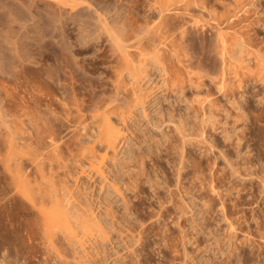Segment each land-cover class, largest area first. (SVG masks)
Here are the masks:
<instances>
[{
    "label": "bare ground",
    "instance_id": "bare-ground-1",
    "mask_svg": "<svg viewBox=\"0 0 264 264\" xmlns=\"http://www.w3.org/2000/svg\"><path fill=\"white\" fill-rule=\"evenodd\" d=\"M94 1L0 0V264H92L86 259V257H78L75 249V255L71 252L73 254L70 256L66 249V243L68 244L67 247H72L73 241L71 240L74 238L82 246V238L88 235L86 232H91L92 234L89 235L94 236L99 229L103 230V228H101L103 225H98L101 224V221L99 220V222L97 220L96 215L92 216L93 211L90 212V214H87L86 212H88V210H85V208H82L84 210L79 211L76 207L75 209L73 207L71 208L72 205L68 207L70 201L68 202V199H65L63 202L62 200V198L67 197L63 194L59 197V192L54 189L56 193H58L56 195L53 188H51L54 187L53 184L55 182L52 183L54 180H51V177H54L50 176L53 174L49 171V148L51 146L57 148L58 140V135H54V130L50 129H52L51 126L54 127L55 125H60L62 122L60 119L64 117V114H61L63 117H57L59 120L55 116L51 119L49 118V114L51 115V113H49L51 109L49 108H52L49 107V95H53L56 91L54 84H57L58 81L60 82V74L63 76L62 72H64V75L66 72L67 75L65 76H67V78L69 77L71 80L73 78L75 79L77 76H75V66L78 70L80 69L79 67L82 69L86 68L83 64L79 66V62L71 63L72 61L68 59V57L69 55L72 57L71 53L73 52L70 51L71 49L69 48L77 45L81 48L80 46L85 45L88 41L87 39L90 37L91 40H95L105 34L107 40L110 42L109 44H111L109 46L110 51L108 50L110 53L109 56L113 54L115 55L116 53L118 57L115 64L109 66L116 74V78L122 77L125 79V75H127L131 80L136 81L139 75L146 71V66L148 65L146 60L149 59L150 62L159 65L158 67L163 75H170L173 83H178L180 89H183V82L188 83V87L192 88V95H189V97H187V95L178 96L184 99L182 101L187 102L188 106H190L188 108H190L191 112L195 114V117L198 115L201 117V120H195V124L194 126L192 125V128L190 126L188 128L186 127L188 125H186L187 113H185L186 115L181 114L177 117L176 122L174 119L175 113H172L173 115L169 114L168 121L172 122L173 119L175 122H173L174 129L178 134L177 143L175 144L173 142L172 135L169 140L167 139L168 145L166 147L167 150L173 154L175 152L179 153L178 157H172V163L170 162L173 166L174 175L176 176L174 179V182H176V184H174V186L176 185L175 189L170 188L172 183H170V181L164 176L159 179L156 177L152 178L148 174L146 168L143 167L145 159L148 157L147 154L135 155L134 158L121 163L123 165H118L122 168L126 167V165L131 162L132 165L129 167L135 170H133L135 173L134 176H132L133 174H126L128 176L126 189H131L134 192V198L138 197L133 208H131L136 215L135 218L138 222V229H135L137 232L133 236L135 242L138 243V248L131 250V253L134 254L131 260L134 262L130 261V264H141L140 261H138V256L147 247L145 239L149 234L156 237V243H158L159 246L170 249L172 250L171 252H173V250L175 251L177 248L175 247L176 244L173 243L174 240H177L175 237H179L180 240H182L181 243L184 251V243L189 237L185 234V225L181 222L179 223L178 220L184 214L190 213V216L187 219V221H190V227L194 224L196 227V223L194 220L193 209L194 194L192 193L194 179L192 177V180L189 182L190 185L184 187L182 183L183 170L188 167L187 164L191 161L192 163L190 164L194 166L193 173L196 175L197 167L195 166L201 164V160H204L211 166L215 165L216 162V155H208V152L212 147H216L217 145L212 143V139L208 140L212 136H207V131L206 134L204 133V128L206 127L204 124L208 123L209 126L214 127V131L219 129V131H217L221 134L220 136H222L224 146L231 147L233 149L232 151L235 152L234 154H236L237 157L239 155L238 148L245 134L244 129L242 128L245 125V113L242 110L235 112L236 114L234 116L231 115L233 118L235 117L233 123L236 121L238 122V120H240V122L243 121V123H241L242 126L240 125V129H237V125L233 124L232 126L226 121L222 122L221 120H216L218 118V116H215L216 113H214L215 115L213 113L208 114L205 111V108L209 103L212 106H215L216 104L212 103H217L218 100L213 99L215 96L209 95V92H206L207 94L205 93V98L203 95V97L198 95L200 88L207 87L204 82H201V78L203 75L209 76V72L204 69L211 63L209 62L210 54H208V56L203 55L202 48L201 52H199L197 49V43H202L208 38L213 39V50L218 59H214L212 69L213 71L221 69V72L215 77L216 80H218L216 84H220V86L215 84V89L216 92H221L223 94L221 95L223 98L227 99V101L228 99H234L235 103H238L234 91L233 94L231 93L232 96H229L226 95L225 87L221 88V85L227 86V83H229V85H235V88H238V90L241 89L238 93L239 96L244 93L246 94V87L251 85L252 87L250 88V91L252 88L253 90L249 94L253 96L258 95L260 92L254 90L256 84H264V36L259 37V32L264 30V17H261V12L257 9L258 6L255 0H232L234 4L227 3L226 0H128L129 4L127 5L128 7L124 16L121 17L117 14L116 18L112 19V22L108 21L106 18L105 15L107 14L104 15V12L99 11L97 7H95V4H93ZM116 1L123 2L125 0ZM84 4L88 7L94 8V15L90 11L80 12L79 8H82ZM63 5H68L69 12L65 10ZM216 10L218 11L216 12ZM73 11L76 12V15L74 16L71 15ZM250 11L255 15L253 16L254 18L248 16L251 18L249 19L246 16ZM179 19L180 21H178ZM90 35H93V37ZM141 39L144 41L146 40L148 44L146 45V48L148 47L147 49L144 48L141 50ZM131 40L138 41L136 43H139V45H136L135 42L134 43L136 47H141L139 49L141 50V56H147L145 53H148L145 61H140V59L139 61L133 60L130 53L127 51V48L129 47L128 42ZM57 43L59 45H57ZM54 45L62 47L59 56L61 55V57L65 59V63L61 62L64 63L62 64L64 67L61 66L63 69L65 68V71L63 70L61 73V66L59 67V65L49 62V53H51L52 56H56V53L58 54V51L61 48L54 47ZM130 46L132 47V45ZM136 47L134 46V48ZM88 48L89 47H87V50ZM64 49L67 50L66 53H64ZM68 49L70 53L68 52ZM81 51L83 50L81 49ZM143 51L145 52L144 54H142ZM165 52H167V54L180 66L179 69L175 70V74L171 73L168 69L169 66L164 64L161 55ZM216 60H218V62H216ZM74 64L75 66H73ZM195 69H197V71H194ZM210 79L212 80L214 77H210ZM116 80L117 79L114 80L115 83L119 82V80ZM220 80H223V82L225 81L224 83L226 85ZM238 90L236 92H238ZM207 91L209 90L207 89ZM260 95L262 96L259 99L264 100V87L263 92ZM136 97L134 96V100H131L133 102L138 100V102L135 103L138 104V106L141 105L142 114L147 119L149 114L146 112V107L143 106L145 103V100L143 101V99H145L146 96L140 95L139 97V95H136ZM198 98L203 99V101ZM165 99L167 98L165 97ZM174 99L176 100V98ZM204 99L205 103H203V105L207 104L208 101L209 103L204 106H198L201 101L204 102ZM101 100L102 99H100V101L98 100L91 110L94 118L96 116L100 117L97 118V121H94L98 123V127L96 128V134L94 130L93 139L94 142L99 144L106 142L107 146H111L117 138L118 133L122 131V127L117 126L118 128H116V125L112 124L109 112L111 110L107 107V102ZM214 100L215 102H213ZM122 102L125 103L126 101ZM133 102L132 104L134 105L135 103ZM92 104L94 103L92 102ZM136 104L135 106H137ZM195 104L196 106H194ZM218 104L219 102L217 105ZM64 105L66 104L64 103ZM127 105L129 110H131L132 108L130 104ZM212 106L209 107L213 109L214 106ZM199 107L203 110L202 115H200L201 110H199ZM94 108L96 109V112L101 110V114L99 111L97 112L101 116L97 115V113L94 114ZM123 108L125 109L127 107ZM214 108H217V106ZM190 109L188 111H190ZM70 110L71 112L73 111L70 108L69 111H67L71 115ZM214 111L215 110H213V112ZM262 111H264V108H262L260 112ZM53 112L55 114L57 113L55 110ZM167 113H170V111ZM250 113L254 114L252 111H250ZM69 114H66V116ZM65 119H67L68 122V118L65 117ZM127 119L129 120L130 116H128ZM259 119L260 118H257V120ZM198 120L201 124L204 123L202 125L203 127H201V124L198 125ZM54 121L60 123L57 122L58 124H55ZM125 122L126 120H124L123 123ZM63 123L64 120L61 124L63 125ZM217 123L220 126H217ZM226 125H228V127ZM61 126L56 127V130L61 128ZM81 126L82 127H78L79 130L86 129L85 125L81 124ZM56 130L55 132H57ZM50 131L52 132L50 133ZM169 133L170 132H167L162 135L166 138L169 137ZM84 135L86 136L88 134L85 132ZM84 135H82V137ZM157 140L159 141L160 139ZM78 141L79 143L81 142L80 139ZM49 142L51 146L49 145ZM77 142L76 144H78ZM200 143L205 144L204 149L202 148L200 154L201 157H191L190 154L185 151L186 145L188 144L195 147L198 146V149L201 150L202 146ZM69 144L71 145V142H69ZM58 149L55 150V152H60ZM50 150L52 151L53 149ZM218 152L220 153L218 154L224 159L225 165L230 167L232 171L236 173L237 167L235 168V166L237 163L235 162V164L222 149ZM114 161L113 163L116 165V162L118 161ZM155 165L156 163H154V166ZM216 166L213 167V169L211 167L210 170L217 171L218 166ZM226 166L219 168L221 169V172L224 171L223 169H225ZM246 169L248 170L247 167ZM246 169H244V171ZM109 170L112 171L111 169ZM249 173V175H253L252 173L254 172L250 171ZM223 174H225V172L221 175L223 176ZM247 174L248 173H244V175ZM198 175L196 176L198 177ZM255 176L258 177L257 175ZM112 179L114 180V183L112 182V184L117 187L118 191H121L120 193L122 194L125 203L124 205L128 206L129 204L126 200V196L123 194L120 189L121 187L118 184V180L120 179ZM258 179L262 184V190H260V192H264V179L261 176L260 178L258 177ZM145 183L153 188V196H155L157 202L156 208L151 207L150 205L149 207H146L141 201L140 193L144 192L143 186ZM163 185H165L167 190L166 195H162L160 192ZM210 185H208L210 186L208 192H212L214 195L215 193L222 194V190L219 191L220 193H217L218 189H220L219 186L216 185V187H213L212 184ZM230 189L231 187L229 188V191H231ZM235 189L238 188L236 187ZM208 192L205 195L206 197ZM210 198H205L201 203V207H204L203 211L206 213L211 209V207L209 208L211 201ZM57 199H61L62 202L60 201L61 203H59ZM222 201L225 200L222 199ZM168 203H170L169 207L166 206ZM109 208L112 209L107 206V211ZM170 209L172 211H169ZM107 211H105V213H107ZM109 211L107 214H110L109 216L112 217V215H114V213H112L113 210L111 213H109ZM116 214L117 212H115L114 219L117 218ZM151 218H155V220L146 225V221ZM169 218L172 219L173 222H176V229L178 230L177 236H174L169 229ZM194 226H192V229H195ZM109 227V229H112L111 224H109ZM230 228L232 227H229V229ZM77 230L81 232L82 236H78L79 232ZM232 232L233 231L230 229L231 235L236 231ZM191 233H193L192 230L190 236ZM186 235L187 237H185ZM244 238L246 239V237ZM184 239L186 240L184 241ZM215 239L218 241V237ZM196 241L198 242V239ZM249 241L250 240H248V242ZM234 242L232 241V243H230V249L228 253H226V256L223 259L221 258V262L218 260L216 261L219 263L225 262L226 264L230 262L229 257L234 250H240L243 248V242L236 244H234ZM250 243L247 245L251 246ZM253 245L254 243L252 246ZM197 246H199V244ZM221 253L225 252L222 250ZM184 254H187V252H182L183 257L185 256ZM241 254L242 253H240V256ZM245 258L250 260L249 256L245 255ZM204 260L207 263L210 262V258H207V260L204 258ZM202 262L203 261H201V263ZM252 262L254 263V261ZM196 263H199V261ZM258 263L259 262H256V264Z\"/></svg>",
    "mask_w": 264,
    "mask_h": 264
},
{
    "label": "rangeland",
    "instance_id": "rangeland-1",
    "mask_svg": "<svg viewBox=\"0 0 264 264\" xmlns=\"http://www.w3.org/2000/svg\"><path fill=\"white\" fill-rule=\"evenodd\" d=\"M226 1L227 3L229 2L230 4H234L232 0L230 1L226 0ZM255 2L258 6L257 9L261 12V17H264V0H255ZM93 4H95V7H97L99 11L104 12L103 13L104 15L107 14L105 15L106 18L108 19V21L112 22V19L116 18L117 14H119V16L121 17L124 16L129 2L128 0H125L123 2L116 0H106V1L95 0ZM63 7L67 12H69L68 5H63ZM87 7L88 6L84 4L82 8L81 7L79 8L80 12L90 11L94 15V8L92 7L87 8ZM217 11L218 10H216V12ZM71 15L72 16L76 15V12L73 11ZM246 16L247 17L250 16L251 18H254L253 16L255 15H253L252 11H250L248 14H246ZM250 17L248 18L251 19ZM178 21H180V19ZM263 32L264 30L259 32V37L264 36ZM90 36L93 37V35ZM87 40L88 41L87 43H85V45L80 46L81 48H79L78 45L69 48L71 49L70 51L73 52L71 53L72 57L70 55L68 57V59L72 61L71 63L73 64L79 62V66L82 64L86 66V68L83 69L78 66L80 68L78 70L75 64L73 65L75 66L74 69L78 70V71L75 70L76 72L75 76L77 75L75 79L73 78L70 80L69 77L67 78V76H65L67 75V73L65 72L64 75V72H62L63 70L65 71V68L63 69L64 65H62L65 63L64 61L65 59H63L61 55L59 56V54H61L59 52L60 50L62 51V47L54 45V47L57 48L61 47L58 51V54L56 53V56H52L51 53H49V59H50L49 62L55 63L56 65H59V67L61 65L63 66V67L61 66L62 70L60 71V73L62 72L63 76L60 74L61 77L60 82L58 81L57 84H54L56 91L53 92L55 94L53 93V95H49V107L53 108V110L52 108H49L51 109L49 113H51L52 115L54 113L53 111L55 110V112H57L58 114L54 113L52 116L49 114V118L51 119L53 116L57 118L61 116V114L62 115L64 114L63 115L64 117L61 116L64 119L63 118L60 119L62 122L64 120L63 125L61 124L62 122L60 123L58 121H54L55 124L60 123V125H55L54 126L55 128L50 125L51 123L49 124L52 127V129L50 130H54L53 134L59 136V137L57 136L58 139L56 146L57 148L54 147L55 148L54 149L49 142V145L52 147L49 148V171H51L52 172L51 174H53L50 176L54 177V178L51 177V180H54L52 183L55 182L53 184L54 187L51 188L59 192L60 194L59 197L61 196V194L67 197V198H62V200L63 202L65 199H68V202L70 201L69 202L70 205L68 204V207L72 205L71 208L73 207L75 209L76 207L79 211H82L84 210L82 208H85V210H88V212H86L87 214H90V212L93 211L92 216L96 215L97 220L101 221V224L98 225L99 226L103 225L105 227L104 228L103 226H101V228H103L105 233L103 232V230L99 229V231H97L94 234V236L89 235L92 233L91 232L88 233L87 231L86 233L88 235L82 238L83 247L74 238H72L71 241H73V243L72 242L71 243L73 245L69 244L72 245V247L71 246L67 247L68 244L66 243V249L70 254V256H72L73 253H74L73 255H75V250H76L78 257L79 256H83L84 258L86 257V259H88L92 264H130V261H132L131 259L134 255L131 253V250L138 248V243H136L135 239L133 238V236L137 232V230L135 229H138V222L135 218L136 215L133 213V210L131 209L136 203L138 197L134 198V192L131 189L128 190L126 189L127 177H128L126 174L128 175L133 174L132 176H134L135 170L129 167L130 165H132L131 162H129L126 165V167H122V168L121 166L118 165L119 164L123 165L121 163H124V161L127 162V160L134 158L135 155L147 154L148 157H146L143 167L146 168L148 174L152 178L156 177L159 179L162 178V176H164L165 178H167L168 181H170V183L173 184V185L171 184L170 188L175 189L176 185L174 186V184H176V182H174V179L176 176L174 175V170L172 168L173 166L171 163H172V157L175 156L178 157L179 153L175 152L173 154L169 152L166 147L168 145V140L172 135H173L172 136L173 142L175 144L177 143L178 134L177 131L174 129L173 119L172 122L168 121L169 114L173 115L175 113L174 119L176 122L177 117H179L181 114L187 113L186 125L187 124L188 125L186 127L188 128L189 126L192 128L195 124V120L197 119L201 120V117L198 115L196 116L197 117L196 118L194 116L195 114L191 112L190 108H188L190 106H188L187 102L182 101L184 99L178 96V95H187V97H189V95H192V88L188 87V83L183 82L182 83L183 89H180V87H178L179 86L178 83L176 84L173 83L170 75H163L160 72V69L158 67L159 65H157L154 62H150L149 59L146 60L148 53H145L143 51L142 54L145 53L147 56L140 55L142 49L148 48V47L146 48V45H148L146 40L145 41L143 39L140 40V46L142 48L139 46L136 47V45H139V43H136L138 41L131 40L128 42L129 47L127 48V51L130 53L133 60L139 61L140 59V61L146 60L148 62V65L146 66V71L142 72L139 75V77L136 79V81L131 80L127 75H125V79H123L122 77L116 78V74L109 66L115 64V61L118 59V57L116 53L115 55L113 54L109 56L110 54L109 46L111 44H109L110 42L107 40L105 34L101 35L98 39L91 40L90 37ZM134 42L136 43V45ZM57 45L59 44L57 43ZM90 45L92 48L90 47ZM130 45H132V47ZM86 46L89 47L90 50L89 48L87 50ZM134 46L136 48H134ZM140 48L141 50H139ZM201 48L203 55L208 56V54H210L209 55L210 61L209 60L208 61L211 64L208 67L206 66V68L204 69L209 72V76L203 75L201 78V82H204V84L207 85V87L200 88L198 95L199 96L203 95L205 98V95L209 92V95L215 96L213 97V99L218 100L219 102L218 104L219 106L217 105L218 103L217 101H216L217 103H212V104H216L215 106H217V108H214L215 106L213 105L214 106L213 107L207 100L209 104L207 103V101L206 103L208 105L204 104L207 105L205 111L208 114L216 113V115L214 114L215 116H218L216 120L218 121L221 120L222 122L226 121L232 126L233 124L237 125L236 126L237 129H240V125L242 126L241 123H243V121L240 122V120H238V122L236 121L235 123H233L235 117L233 118L232 116L236 114L235 112H239L242 110L245 113V118H246L244 122L245 125L244 127H242L244 129L245 134L238 148L239 155L237 157L236 154H234L235 152L232 151L233 149L231 147L224 146L222 136H220L221 134L218 133L219 129H217L218 131L217 130L214 131L215 130L214 127L209 126L208 123L206 124L203 123L204 126L206 125V127L204 128V133L206 134L207 131L206 135L212 136L208 140L212 139L213 140L212 143L213 144L215 143V145L218 146V147L217 146L212 147L211 150L208 152V155L211 154L216 155L215 165L212 166L208 165V163H206L204 160H201L202 161L200 162L201 164L195 166L197 167L196 175L199 174L197 177L193 173L194 166L190 164L192 162L189 161L187 164L188 167L183 170V175H182L183 176L182 183L184 187H188L190 185L189 182L192 180L191 179L192 177L194 179L192 193L195 196L193 195L194 206L193 205L192 206L194 209V220L196 223V227L194 226L195 225L194 224L192 226H194L195 229H192V226L190 227L191 225L189 223L190 221L189 220L187 221V219L190 216V213L184 214L178 220L179 223L181 222L185 225L186 227L185 234H187L189 237V239L187 238L188 240L184 239V241L186 240L184 243L185 244L184 251L182 248L183 245L181 243L182 240H180L179 237H175L177 240H174L173 243L176 244V246L175 245L174 246L177 248L175 249V251L173 250V252H171L172 250L164 248L163 246H159L158 243H156L157 241L156 237L149 234V236L145 239V243L147 247L138 256V261H140L141 264H183V262L184 264H222L223 262L222 263L219 262H221V260L226 256V253H228L230 249L229 247L230 243H232V241L233 242L235 241L234 244L243 242V248H241L240 250L237 249L234 250L232 255H230L229 257L230 262L228 264L230 263L256 264V262H259L260 264L261 263L264 264V219H263L264 192H260V190H262L261 189L262 184L258 179V177L260 178V176L264 179V135H263L264 111L260 112L261 109L264 108V100L259 99L262 96L260 94H262L263 92L264 84L261 83L256 84L254 90H258L260 93L254 96L249 94L253 90L252 88L250 91L252 85L248 86L249 88L246 87L247 89L246 94L244 93L241 96H239L238 94L241 91V89L239 90L238 88L236 89L235 85H229V83H227V86L221 85V88L225 87L226 95L232 96L231 93L233 94V91L234 93H236L234 95L236 96L238 103H235L234 99L233 100L228 99L227 101V99L221 96L223 94L221 92H216L215 89L216 88L215 84L216 82H218V80H216L215 77L218 73L221 72V69H219L218 71H213L212 69L214 65L213 62L214 59L216 58L218 59V57L215 55V52L213 50V39L208 38L206 39V41H203L202 43L198 42L197 49L199 50V52H201ZM81 49L83 51H81ZM63 51H65L64 53H66L67 50L64 49ZM161 57L164 60V64L169 66L168 68L169 71L175 74V70L179 69L180 66L173 60L171 56L167 54V52L162 53ZM216 62H218V60H216ZM194 71H197V69H195ZM210 77L211 78L214 77V79L211 80ZM67 79L70 80L71 82L68 81ZM115 79H117L116 81L119 80V82L115 83L114 82ZM221 82H223V80ZM232 83L235 84L234 82ZM217 86H220V84ZM207 89L209 91H207ZM237 90L238 92H236ZM133 95L135 97L136 95L137 96L139 95V97L140 95L146 96V98L144 97L145 99L142 98L143 96L141 98L143 99V101L145 100L143 106L146 107V112H148L149 114L147 119L142 114L143 112L141 111V105L138 106V104H136L138 100L137 101L135 100L136 103L131 100L134 97ZM165 97L167 99H165ZM174 98H176V100ZM100 99L106 101L107 107H109L111 110L109 112L111 116L110 121L112 122V124L116 125V128H118L117 126L122 127V131L118 133L117 138L115 139V141L112 143L111 146H107L106 142H102L101 144H99L97 142H94L93 139L94 130L96 134L97 131L96 128L98 127V123L94 121H97V118L100 117L96 116L95 117L96 120H95L91 110L93 105L95 106L96 102L98 100L100 101ZM198 99L203 101V99L201 98ZM215 100L213 102H215ZM122 101H126V102L123 103ZM131 101L135 103L137 106H135V104L133 105ZM92 102L94 104H92ZM201 102L199 105L198 104L197 105L204 106L203 103H205V99L204 102L202 103ZM64 103L66 105H64ZM127 104H130L132 108V109L130 108L131 110H129ZM65 106H67L68 108ZM194 106H196V104ZM209 106L210 107L212 106L213 109L210 108ZM123 107H127L125 109L129 110L130 112L126 111ZM65 108L68 111L69 108L73 110L72 112L70 110L71 115ZM189 109L190 111H188ZM95 110L96 109L94 108L93 110L94 114L99 111L98 110L96 112ZM199 110H201L200 107ZM213 110L215 111L213 112ZM169 111L170 113H167ZM202 111L203 110L200 111L201 112L200 115H202ZM250 111H252L254 114H251ZM122 112L125 114H123ZM66 114H69L70 116L69 115L66 116ZM100 114L97 113V115L101 116ZM260 115L263 116L261 117ZM128 116H130L129 120L127 119ZM65 117L68 118V122L67 119H65ZM137 118L139 119V121ZM257 118L260 119L257 120ZM124 120H126L125 123H123ZM198 122H199L198 125H200L201 123L199 120ZM81 124L85 125L86 129L79 130L78 127H82ZM203 124H201V127H203L202 126ZM216 125L220 126L218 125V123ZM59 126H61V128L56 130V127ZM226 126L228 127V125ZM55 130L57 132H55ZM51 132L52 131H50V133ZM85 132L88 135L85 136L84 135ZM167 132H170L169 133L170 135L169 137L164 138L162 134H165ZM82 135L84 136L82 137ZM70 137L73 138L71 139ZM77 138L78 140L79 139L81 140L80 143L77 140ZM157 139L160 140L158 141ZM69 142H71V145L69 144ZM76 142L78 144H76ZM200 145L199 146L201 147V150L198 149V146L195 147L191 144L190 145L188 144L186 145L185 151H187V153L190 154L191 157L193 156L201 157L200 154L202 148L204 149L205 144L200 143ZM50 149H53L54 151L53 150L51 151ZM57 149L60 150V152L58 151L55 152V150ZM220 149L225 151V154L226 155L228 154L227 156L234 163L235 162L237 163V164L235 163L236 164L235 168L237 167L236 173L233 172L230 167L225 165L224 159L221 157V155H219L220 153L218 152ZM114 160H117L120 163L116 162V165H114L113 163ZM154 163H156L155 166ZM210 166L212 167V169L213 167L216 166L218 168L217 171L220 173H218L215 170H210L211 169ZM223 166L226 167L225 169H223L224 170L223 172H225V174H223L222 176L221 174L223 172H221V169L219 168ZM245 166L248 168V170L246 169ZM109 169H111L112 171H110ZM244 169H246L245 171L247 172H245ZM250 171L254 172L255 174L252 173L253 175H249ZM244 173H248V174L244 175ZM255 175H257L258 177H256ZM112 178L117 180L120 179L118 180L119 181L118 184L120 185L121 187L120 189L122 190L123 194L126 196V200L129 204L128 206L124 205L125 203L123 201L122 194L120 193L121 191H118L117 187L112 184V182L114 181ZM210 184H212L213 187H216V185L219 186L220 189H218L217 193H220L219 191L222 190V194L215 193L214 195V193L212 194V192H208L209 191L208 189H210L211 186ZM148 185L149 184L145 183L143 186L144 192L140 193V197L142 199L141 201L144 203L146 207H149L150 205L151 207L156 208L157 202L155 196H153L154 195L152 192L153 188L149 187ZM235 186L238 189H235L236 188ZM230 187H231L230 189L231 191H229ZM55 190L54 192L56 193ZM160 192L162 195L167 194L165 185L162 186ZM207 192L209 195L207 194L206 197L205 195ZM57 194L58 193H56V195ZM221 197L225 201H222ZM205 198H210L211 200L209 206V208L211 207V209L208 208L209 212L207 211V213L203 211L204 207H201V203ZM62 200L60 199L58 200V202L61 203ZM107 206L112 208V209L109 208L108 211L113 210L112 213H114V215L111 214L112 217L109 216L110 214L109 215L107 214L108 213L106 209ZM166 206L169 207L170 203L166 204ZM105 211H107V213H105ZM111 211H109V213H111ZM114 211L117 212L116 214L117 218H115L116 220L114 219L115 216ZM169 211L172 210L170 209ZM107 215L110 217V220ZM120 219L123 221H121ZM154 220L155 218H151L150 220H147L146 225ZM112 221H116V222H112ZM171 221L172 219L169 218L168 219V223H170L168 225L170 227L169 229L170 231H172V234L174 236H177L178 230L176 229L177 228L176 222L173 221L171 222ZM109 224H111L112 229H109L110 228ZM106 225L108 229L106 228ZM228 226L232 227L230 228L231 231L233 232L236 231L234 233L232 232L233 235L230 234V229ZM191 230L193 233H191L190 236ZM77 231L79 232V230ZM187 235L185 237H187ZM78 236L79 237L82 236L81 232L78 233ZM192 236L195 238H193ZM217 237H218V241H216L215 239ZM244 237H246V239L250 241L248 242V240H246ZM197 239L198 242L196 241ZM248 243H250L251 246L247 245ZM253 243L254 245L252 246ZM198 244L199 246H197ZM219 249L221 251L223 250L225 253H221ZM182 252H187V254H184L185 256L183 257ZM248 252H250L251 254ZM240 253H242L241 256ZM245 255L249 256L250 260H247L245 258ZM204 258L206 260L207 258H210L209 260L210 262L208 263L205 262ZM216 260H218L219 262ZM251 260L254 261V263ZM198 261L199 263H196ZM201 261L203 262L201 263ZM223 264L226 263L224 262Z\"/></svg>",
    "mask_w": 264,
    "mask_h": 264
}]
</instances>
